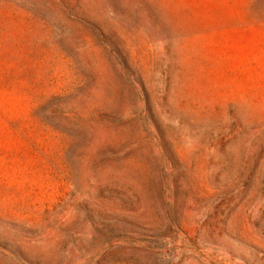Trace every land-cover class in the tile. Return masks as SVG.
Instances as JSON below:
<instances>
[{
  "label": "rangeland",
  "instance_id": "obj_1",
  "mask_svg": "<svg viewBox=\"0 0 264 264\" xmlns=\"http://www.w3.org/2000/svg\"><path fill=\"white\" fill-rule=\"evenodd\" d=\"M0 264H264V0H0Z\"/></svg>",
  "mask_w": 264,
  "mask_h": 264
}]
</instances>
